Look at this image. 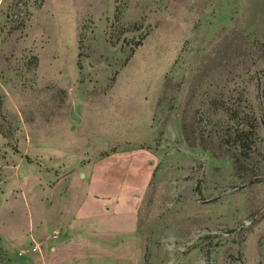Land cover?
I'll return each mask as SVG.
<instances>
[{
	"label": "rangeland",
	"instance_id": "374dc122",
	"mask_svg": "<svg viewBox=\"0 0 264 264\" xmlns=\"http://www.w3.org/2000/svg\"><path fill=\"white\" fill-rule=\"evenodd\" d=\"M263 51L264 0H0V264H264Z\"/></svg>",
	"mask_w": 264,
	"mask_h": 264
},
{
	"label": "trees",
	"instance_id": "16d2710c",
	"mask_svg": "<svg viewBox=\"0 0 264 264\" xmlns=\"http://www.w3.org/2000/svg\"><path fill=\"white\" fill-rule=\"evenodd\" d=\"M264 53V51H263ZM209 74V75H208ZM211 74L208 70L203 71L200 76H196L193 79V84H191V87L187 93L186 96V102L183 106V109L181 111L180 115V132L181 135L185 141V143L189 147H195L198 146L202 150L209 151L214 157H228L231 160L232 166L235 170H238L239 168L243 167V163L241 162V153H237L236 151L232 150L235 149L236 144L235 141L239 140V138L242 136V132H235L234 134V141L232 144H230L233 147H229V137H226L224 135H220L218 133H209L205 132L203 130L199 131L198 127L196 125V118H195V112L191 113L189 104L191 103L192 95L195 93L196 89L201 85L203 80L208 79ZM195 81V82H194ZM173 84L171 80H167L165 89H170V87H173ZM219 96L224 97L223 94H219ZM226 101V102H224ZM213 104L215 103V100L211 101ZM219 110L224 113L229 120H236L239 119L240 122H243L245 117H239V105H235L231 102V98L229 97L227 100L222 99V101H219L218 103Z\"/></svg>",
	"mask_w": 264,
	"mask_h": 264
},
{
	"label": "water",
	"instance_id": "95a60500",
	"mask_svg": "<svg viewBox=\"0 0 264 264\" xmlns=\"http://www.w3.org/2000/svg\"><path fill=\"white\" fill-rule=\"evenodd\" d=\"M70 117L74 120H76L77 122L79 121L78 117L74 114V113H71L70 114Z\"/></svg>",
	"mask_w": 264,
	"mask_h": 264
}]
</instances>
